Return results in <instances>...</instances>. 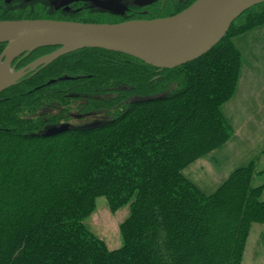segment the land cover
Listing matches in <instances>:
<instances>
[{
  "label": "trees",
  "instance_id": "16d2710c",
  "mask_svg": "<svg viewBox=\"0 0 264 264\" xmlns=\"http://www.w3.org/2000/svg\"><path fill=\"white\" fill-rule=\"evenodd\" d=\"M195 1L168 0L129 19L171 17ZM263 7L244 12L208 53L174 69L85 49L2 92L0 264H241L252 225H264V170L257 168L264 149L209 194L184 171L234 138L224 113L242 66L234 40L264 26ZM55 49L28 53L13 67ZM81 99L88 102L82 113L102 117L70 125L69 105ZM61 125L69 129L47 135ZM99 198L112 212L128 208L118 249L83 224Z\"/></svg>",
  "mask_w": 264,
  "mask_h": 264
},
{
  "label": "water",
  "instance_id": "95a60500",
  "mask_svg": "<svg viewBox=\"0 0 264 264\" xmlns=\"http://www.w3.org/2000/svg\"><path fill=\"white\" fill-rule=\"evenodd\" d=\"M264 0H196L177 15L120 24H84L50 20L0 21V94L20 78L58 58L85 49L120 53L158 70L174 69L208 53L231 24ZM42 48H56L27 67L14 71L21 56ZM68 125L50 128L62 134Z\"/></svg>",
  "mask_w": 264,
  "mask_h": 264
},
{
  "label": "rangeland",
  "instance_id": "374dc122",
  "mask_svg": "<svg viewBox=\"0 0 264 264\" xmlns=\"http://www.w3.org/2000/svg\"><path fill=\"white\" fill-rule=\"evenodd\" d=\"M146 1L150 0L91 2L103 8L114 9L110 10L117 13L115 17L123 18L127 14L125 10L142 5ZM2 2L3 0H0V4ZM116 9L118 11H115ZM263 28L264 26L254 28L234 40L242 55V66L235 94L225 104L224 113L234 128L235 138L217 152L197 160L184 171L187 178L207 194L215 191L234 169L255 160L264 149V108H261L264 104V77L261 74V71L264 72V40H260L263 37ZM246 37L250 40H244ZM12 68L14 69L13 64ZM87 106L88 102L83 99L71 103L69 108L72 111L68 118L72 119H68V124L78 126L102 117L98 113L90 115L82 113L81 110ZM61 110L57 107L56 113ZM78 115L82 117L81 121L77 120ZM260 139L263 141L260 142ZM257 159L258 170H264V156ZM127 215V207L112 212L106 200L99 198L95 201L94 210L83 224L97 239L103 241L109 250H115L122 244L119 228ZM261 226L264 225H252L241 264H264L261 260L264 259V228Z\"/></svg>",
  "mask_w": 264,
  "mask_h": 264
},
{
  "label": "flooded vegetation",
  "instance_id": "af4514ba",
  "mask_svg": "<svg viewBox=\"0 0 264 264\" xmlns=\"http://www.w3.org/2000/svg\"><path fill=\"white\" fill-rule=\"evenodd\" d=\"M92 0H3L0 15L13 20H50L84 24H106L108 22L133 21L132 13L140 17L147 15L158 3L164 5L168 0H150L144 4L125 10L123 18H117L114 9L92 4ZM181 2V0H177ZM163 7V6H162ZM111 9V10H110ZM115 11H118L117 9ZM117 18V19H116Z\"/></svg>",
  "mask_w": 264,
  "mask_h": 264
},
{
  "label": "crops",
  "instance_id": "0c3cea01",
  "mask_svg": "<svg viewBox=\"0 0 264 264\" xmlns=\"http://www.w3.org/2000/svg\"><path fill=\"white\" fill-rule=\"evenodd\" d=\"M264 29V28H263ZM261 31V30H260ZM262 32V31H261ZM263 33V32H262ZM244 40H250V39H248V37H246ZM260 40H264V33H263V37L260 39ZM261 74H262V76L264 77V72H262L261 71ZM261 108H264V104H262L261 105ZM227 116V115H226ZM234 138H235V136H234ZM260 184V183H259ZM262 228H264V226H261ZM252 260H253V258H252ZM262 261H263V263H264V259H261Z\"/></svg>",
  "mask_w": 264,
  "mask_h": 264
},
{
  "label": "bare ground",
  "instance_id": "6f19581e",
  "mask_svg": "<svg viewBox=\"0 0 264 264\" xmlns=\"http://www.w3.org/2000/svg\"><path fill=\"white\" fill-rule=\"evenodd\" d=\"M123 22H124V21H123ZM123 22H121V23H123ZM118 24H120V23H118ZM25 55H26V54H25ZM23 56H24V55H23ZM262 139H263V138H262ZM261 141H263V140L260 139V142H261ZM260 145H261V144H260Z\"/></svg>",
  "mask_w": 264,
  "mask_h": 264
}]
</instances>
